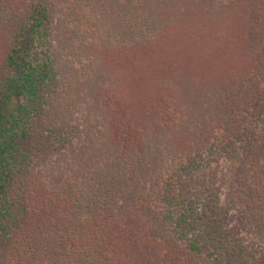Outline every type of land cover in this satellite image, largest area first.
Instances as JSON below:
<instances>
[{
    "label": "trees",
    "instance_id": "1",
    "mask_svg": "<svg viewBox=\"0 0 264 264\" xmlns=\"http://www.w3.org/2000/svg\"><path fill=\"white\" fill-rule=\"evenodd\" d=\"M0 264H264V0H0Z\"/></svg>",
    "mask_w": 264,
    "mask_h": 264
}]
</instances>
